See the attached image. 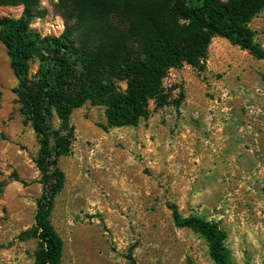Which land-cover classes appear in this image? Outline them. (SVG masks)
<instances>
[{
	"label": "rangeland",
	"instance_id": "rangeland-1",
	"mask_svg": "<svg viewBox=\"0 0 264 264\" xmlns=\"http://www.w3.org/2000/svg\"><path fill=\"white\" fill-rule=\"evenodd\" d=\"M39 9L31 29L60 36L57 0ZM22 13L0 7V18ZM249 26L264 48V10ZM16 85L0 42V264H34L36 241L21 234L43 193L39 145L23 126ZM164 87L166 104L151 103L138 127L104 130V108L89 103L71 115L65 186L52 214L62 264H215L206 240L175 225L172 206L218 223L236 264H264V61L216 37L203 71L172 69Z\"/></svg>",
	"mask_w": 264,
	"mask_h": 264
},
{
	"label": "trees",
	"instance_id": "trees-1",
	"mask_svg": "<svg viewBox=\"0 0 264 264\" xmlns=\"http://www.w3.org/2000/svg\"><path fill=\"white\" fill-rule=\"evenodd\" d=\"M40 3L0 0V7L23 8L18 18H0V42L17 81L13 93L23 126L32 128L39 145L35 162L43 193L32 228L21 236L36 241L34 264H62L64 242L52 214L65 186L60 160L74 137L73 112L89 103L104 108V130L138 127L151 103L156 109L166 104L169 72L184 65L203 71L216 37L264 61V48L249 26L264 10V0H57L65 21L58 37L31 29L42 16ZM172 210L177 227L206 240L215 264H236L218 223Z\"/></svg>",
	"mask_w": 264,
	"mask_h": 264
}]
</instances>
